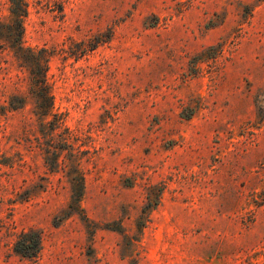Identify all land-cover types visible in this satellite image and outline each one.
Instances as JSON below:
<instances>
[{
	"label": "rangeland",
	"instance_id": "obj_1",
	"mask_svg": "<svg viewBox=\"0 0 264 264\" xmlns=\"http://www.w3.org/2000/svg\"><path fill=\"white\" fill-rule=\"evenodd\" d=\"M30 3L55 116L0 49V264H264V0Z\"/></svg>",
	"mask_w": 264,
	"mask_h": 264
},
{
	"label": "trees",
	"instance_id": "obj_2",
	"mask_svg": "<svg viewBox=\"0 0 264 264\" xmlns=\"http://www.w3.org/2000/svg\"><path fill=\"white\" fill-rule=\"evenodd\" d=\"M10 16L5 23L0 18V49L9 48L22 67L26 68L31 77V90L37 105V114L41 120H46L53 114V96L48 82V71L51 55L46 49H34L25 45V21L30 13V0H9ZM11 110H18L14 97L10 99ZM58 122V120H57ZM71 182L70 209L79 211L80 202L84 195L85 179L82 173ZM43 248V235L39 230L22 232L14 246V252L27 260L37 262Z\"/></svg>",
	"mask_w": 264,
	"mask_h": 264
}]
</instances>
